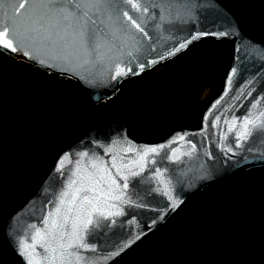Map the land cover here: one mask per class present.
I'll use <instances>...</instances> for the list:
<instances>
[{
	"label": "water",
	"instance_id": "95a60500",
	"mask_svg": "<svg viewBox=\"0 0 264 264\" xmlns=\"http://www.w3.org/2000/svg\"><path fill=\"white\" fill-rule=\"evenodd\" d=\"M146 6L148 13L135 12L126 4L121 8L137 19L147 36L120 15L100 25V47L93 50L83 43L79 22L53 10L37 15L31 24L36 29L33 39L25 42L23 50L0 47L12 59L72 79L83 91L84 101L96 106L117 95L125 80L173 59L196 42H232L220 92L206 106L198 126L174 129L159 141L136 139L130 135L124 111L115 109L101 113L62 149L35 193L3 223V246L21 264L30 260L47 264L46 247H58V240L45 236L49 227L45 221L55 216L57 208L62 209L61 222L69 233L66 239L78 222L77 214L82 221L93 207L105 213L92 211L93 224L83 231L92 247L70 249V258L76 264L78 253L81 264H115L166 228L198 193L264 167V131L256 129L247 139L239 138L241 121L247 116L259 119L264 112V41L250 36L237 13L220 0H166L163 4L149 0ZM3 11L11 15L10 7ZM181 43L186 46L179 47ZM117 66L126 74L117 75ZM147 147H156L157 152L145 156ZM101 176L103 180L95 184ZM74 180L77 183L70 188ZM93 187L97 190H90ZM77 188L88 189L80 197H95L94 204L86 205L77 197L73 205ZM65 192L69 195L61 204ZM71 207L76 210L69 212Z\"/></svg>",
	"mask_w": 264,
	"mask_h": 264
},
{
	"label": "rangeland",
	"instance_id": "374dc122",
	"mask_svg": "<svg viewBox=\"0 0 264 264\" xmlns=\"http://www.w3.org/2000/svg\"><path fill=\"white\" fill-rule=\"evenodd\" d=\"M244 1L264 19V0ZM231 53L229 40L196 42L173 59L122 82L121 91L100 109L124 111L134 137L142 140L165 130L198 126L206 106L220 92ZM70 85L0 52V264H21L11 255L5 257L1 239L5 219L35 193L62 149L82 131L76 124V108L70 106L67 114L66 105L59 106L65 99L62 90L75 105ZM128 94L134 98L129 106ZM82 96L83 104L90 106L83 91Z\"/></svg>",
	"mask_w": 264,
	"mask_h": 264
},
{
	"label": "trees",
	"instance_id": "16d2710c",
	"mask_svg": "<svg viewBox=\"0 0 264 264\" xmlns=\"http://www.w3.org/2000/svg\"><path fill=\"white\" fill-rule=\"evenodd\" d=\"M220 1L237 13L250 36L261 35L264 41V19L244 0ZM62 80L69 81L76 93L72 100L75 105H71L70 96L62 90L65 99L59 106L66 105L67 114L70 106L75 107L78 130H83L103 113L100 105L108 100L86 106L75 81L67 77ZM132 100L128 94V106ZM57 108L52 111L56 112ZM128 125L134 137L129 121ZM172 131L153 134L147 141L162 140ZM188 232L190 237L185 236ZM5 253V257L11 258ZM115 264H264V167L219 181L198 193L166 228L143 240Z\"/></svg>",
	"mask_w": 264,
	"mask_h": 264
},
{
	"label": "snow or ice",
	"instance_id": "6c2138e0",
	"mask_svg": "<svg viewBox=\"0 0 264 264\" xmlns=\"http://www.w3.org/2000/svg\"><path fill=\"white\" fill-rule=\"evenodd\" d=\"M148 2L149 0H19L18 3H12L11 0H8V4L6 5L5 0H0V12H3V14L0 15V47L7 48L13 52L23 50L25 42L33 39L31 33L35 32L36 29L34 26H31V24L37 15L43 14L45 11L51 12L53 10L62 13L65 19L69 17L75 18L81 25L80 35L83 43L90 45L93 50L100 47L99 40L102 33L100 25L105 24L106 21H112L114 17H119L120 15L126 17L127 21H129L135 29L147 36L148 33L145 32V29L137 22V19L133 18L128 11H124L121 5H129L135 12L148 13L149 8L146 6ZM165 2L166 0H159L161 4ZM6 6L11 8L10 16L7 12L3 11ZM161 19H163V16H161ZM10 32L12 33V38H9ZM13 40L16 41L15 44ZM184 46H186V43H181L179 45V47ZM24 55L28 56L29 53L24 52ZM30 58L35 59V57L31 56ZM38 62L40 64H45V60L43 59L38 60ZM84 63H88V61L85 60ZM140 67H143V65H140ZM130 70L131 69H129V71ZM116 74L125 75L126 73L117 66ZM256 129L264 131V112L259 113V119L247 116L241 121V129L239 132L240 140L247 139L252 131ZM155 152H157L156 147H147L144 149L145 156L148 153ZM60 164H63V160L60 161ZM142 166L141 164V167ZM93 167H95V165H93ZM110 179L113 184L116 183L114 178ZM101 180H103L102 176L95 181V184L99 185ZM76 183L77 181H72L69 187H73ZM123 187H128L126 182L123 184ZM87 190L88 189L77 188L72 194V204L75 205L76 198L79 197L86 205H93L96 200L95 197L89 198L87 195L80 197V192ZM90 190L96 191L97 189L93 187ZM68 195L67 192L62 194L60 198L61 204L65 203V197ZM109 198L118 199L119 197L110 196ZM174 206L175 205H173V207ZM61 210V208H57L55 216L50 221H45V223L49 225L45 230V236H49L53 240H58V247H46V252L48 253L46 256L47 264H73L70 258V249H89L92 247V245L85 242L83 238V231L87 230L88 225L93 224L92 211L98 212L100 215H106L101 212L98 207H93L92 211H89L82 221L79 220V214H77L76 219L78 222L73 223L70 238L66 239V237H69V233L65 224L61 222ZM75 210L74 207L68 209L69 212ZM107 215H111V213H107ZM142 234L143 233L137 234L134 239H139ZM39 236L40 233L37 232V237ZM33 239H35V237ZM41 247H45V245L42 244ZM120 250L122 251L123 249L121 248ZM116 254H118V252ZM82 260L83 258L77 253L76 264H81ZM29 264H41V261L30 260ZM84 264H86V262H84Z\"/></svg>",
	"mask_w": 264,
	"mask_h": 264
},
{
	"label": "flooded vegetation",
	"instance_id": "af4514ba",
	"mask_svg": "<svg viewBox=\"0 0 264 264\" xmlns=\"http://www.w3.org/2000/svg\"><path fill=\"white\" fill-rule=\"evenodd\" d=\"M159 66V65H158Z\"/></svg>",
	"mask_w": 264,
	"mask_h": 264
}]
</instances>
